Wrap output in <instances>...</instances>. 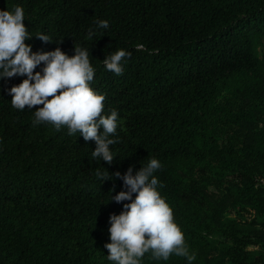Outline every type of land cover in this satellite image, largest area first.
Returning a JSON list of instances; mask_svg holds the SVG:
<instances>
[{
	"label": "trees",
	"instance_id": "1",
	"mask_svg": "<svg viewBox=\"0 0 264 264\" xmlns=\"http://www.w3.org/2000/svg\"><path fill=\"white\" fill-rule=\"evenodd\" d=\"M16 4L30 51L89 49L90 85L105 112L117 110L118 140L110 164L94 159L91 138L33 123L40 105L12 107L6 89L22 76L0 78V264H113L108 217L126 201L109 199L126 189L111 173L150 157L191 264H264V0H0V9ZM117 48L130 53L118 75L102 62ZM141 264L188 262L145 253Z\"/></svg>",
	"mask_w": 264,
	"mask_h": 264
},
{
	"label": "clouds",
	"instance_id": "2",
	"mask_svg": "<svg viewBox=\"0 0 264 264\" xmlns=\"http://www.w3.org/2000/svg\"><path fill=\"white\" fill-rule=\"evenodd\" d=\"M23 20L24 10L19 4L0 9V78L23 77L6 89L12 107L24 109L27 105L31 109L40 105L33 111V123L50 122L57 129L66 126L69 135L78 132L85 141L91 138L95 142L91 156L110 164L114 157L110 145L118 140V113L115 108L105 112L104 94L90 85L95 69L89 49L74 44L72 55L59 46L51 51H30L31 44L24 41L32 35ZM95 24L103 29L109 26L106 19H98ZM36 36L51 40L44 33ZM128 55L125 49L117 48L105 54L102 62L105 69L118 75L123 71L122 58ZM160 167V161L150 157L135 172L129 165L123 174L118 170L111 173V177L122 179L126 189L110 194L109 199L126 201L118 214L108 217L109 239L103 246L108 250L106 259L113 264H141L145 253L155 260H167L170 254L182 256L188 264L195 259L170 205L158 190L154 172ZM95 176L110 179L107 168L95 169Z\"/></svg>",
	"mask_w": 264,
	"mask_h": 264
}]
</instances>
